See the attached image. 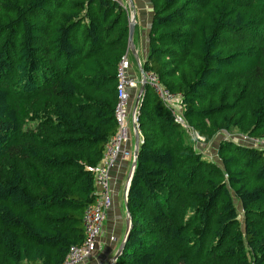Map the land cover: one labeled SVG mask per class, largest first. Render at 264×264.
<instances>
[{
    "label": "trees",
    "instance_id": "obj_1",
    "mask_svg": "<svg viewBox=\"0 0 264 264\" xmlns=\"http://www.w3.org/2000/svg\"><path fill=\"white\" fill-rule=\"evenodd\" d=\"M149 1L142 71L206 144L263 138L264 0ZM128 24L117 0H0V264H61L82 244ZM138 128L113 264H264V148L223 140L209 160L147 86Z\"/></svg>",
    "mask_w": 264,
    "mask_h": 264
},
{
    "label": "built area",
    "instance_id": "obj_2",
    "mask_svg": "<svg viewBox=\"0 0 264 264\" xmlns=\"http://www.w3.org/2000/svg\"><path fill=\"white\" fill-rule=\"evenodd\" d=\"M127 13L130 21L133 17V13L128 10ZM130 67L131 62L126 54L120 59L116 71L117 102L114 112V118L117 126L116 133L105 145L99 164L94 167L86 168L87 171H90L93 174L94 186L96 188V199L95 202L88 206L83 212L82 225L84 230V240L80 246H71L69 248L68 253L64 257L61 264H82V262L90 257L92 252L96 250V240L102 232L106 213L111 206L109 171L114 166L117 158L123 160L130 158L133 161V153L128 147H126L128 128L130 125L129 122L137 128L139 143H142L138 128V107L140 105V101L136 107L129 110V89L138 88L141 79H144L145 85L170 112L174 123L178 124L182 128H189L197 139H200L190 127L186 126L187 123L183 117L180 94L170 92L162 85L157 75L151 71L143 72V74H141L140 81L133 79L129 75ZM242 141H238L239 144L248 143L251 144H247L250 147L264 148V137L257 139L249 138L248 136L244 138L243 136Z\"/></svg>",
    "mask_w": 264,
    "mask_h": 264
},
{
    "label": "crops",
    "instance_id": "obj_3",
    "mask_svg": "<svg viewBox=\"0 0 264 264\" xmlns=\"http://www.w3.org/2000/svg\"><path fill=\"white\" fill-rule=\"evenodd\" d=\"M126 10L133 13L135 17V28L133 32L132 42L134 50L139 58V61L143 62L148 53V36L150 23L152 19V7L149 0H132V4L129 0H117ZM130 53V52H129ZM131 56V54H130ZM132 63L129 70V75L136 80L141 79V74L131 56ZM138 88L129 89V110L134 108L135 98L139 91ZM128 128V138L126 142V147L133 153L136 144V135L133 130V125L129 122ZM141 140V139H140ZM191 140V139H190ZM193 147L199 146L200 150L209 151L214 149L215 143L203 145L194 143L191 140ZM140 144V143H139ZM132 160L130 158L120 159L114 163V166L109 171V190L111 197V206L108 209L103 223V229L101 234L96 240V250L94 253L85 259L82 264H107L120 246L124 236L126 227V211L124 206V195L125 187L127 183L128 176L132 169Z\"/></svg>",
    "mask_w": 264,
    "mask_h": 264
},
{
    "label": "water",
    "instance_id": "obj_4",
    "mask_svg": "<svg viewBox=\"0 0 264 264\" xmlns=\"http://www.w3.org/2000/svg\"><path fill=\"white\" fill-rule=\"evenodd\" d=\"M129 3L132 4V0H129ZM134 28H135V17L133 16L131 18V20L129 21V24H128L127 47H128V50H129L131 56L133 57V60H134V62L136 64L140 74H143V71H142V68H141V62L139 61V58H138V56H137V54H136V52L134 50L133 42H132ZM145 86H146L145 85V80L141 79L139 91H138V93L136 95V98H135L134 107H136L138 102L141 101V98H142V96L144 94ZM133 128H134V132H135V135H136V144H135V148H134V151H133L132 169H131V172H130V174L128 176V179H127V183H126V187H125V195H124V206H125V211H126L125 236H124L120 246L118 247L117 252L113 256V258L109 262H107V264H113L115 262V260L117 259V257L120 255L121 250L123 248V244H124L125 240L128 237L129 230L131 229V218H130L129 211H128L127 193H128L129 187H130L131 177H132L135 165H136V158H137L138 149H139V135H138V132H137V128H135L134 125H133Z\"/></svg>",
    "mask_w": 264,
    "mask_h": 264
},
{
    "label": "rangeland",
    "instance_id": "obj_5",
    "mask_svg": "<svg viewBox=\"0 0 264 264\" xmlns=\"http://www.w3.org/2000/svg\"><path fill=\"white\" fill-rule=\"evenodd\" d=\"M186 126H188V124H186ZM189 127V126H188ZM184 132H186V135L196 144V143H198V144H202L203 143V145H207L205 142H204V139H203V137H201V136H199L198 134H197V136L200 138V139H197V137L190 131V129L189 128H182V127H180ZM244 136V138H246V135H244V134H240V133H238L237 131H234V132H232V133H227V134H225V133H223V132H221L220 134H218L215 138H214V140L212 141L213 143H215L216 144V146L215 147H213L214 149L212 150V148H211V150L209 151V153L208 152H206L205 150H200L199 149V146H202V145H198V147H195V149L197 150V151H199V152H201V153H203L207 158L208 157H210L209 158V160H215L216 162H217V157H216V150H217V148H218V144H219V142L220 141H223V140H226V141H229V142H233V143H239L238 141H242V137ZM243 142V141H242ZM211 144V143H210ZM248 143H246V144H244V145H247ZM248 145H251V144H248ZM247 145V146H248ZM94 252H92V254H93Z\"/></svg>",
    "mask_w": 264,
    "mask_h": 264
}]
</instances>
